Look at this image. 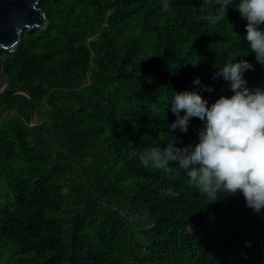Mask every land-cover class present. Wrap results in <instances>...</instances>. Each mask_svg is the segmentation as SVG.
Returning <instances> with one entry per match:
<instances>
[{
    "label": "trees",
    "instance_id": "trees-1",
    "mask_svg": "<svg viewBox=\"0 0 264 264\" xmlns=\"http://www.w3.org/2000/svg\"><path fill=\"white\" fill-rule=\"evenodd\" d=\"M39 6L47 26L0 50L7 87L27 93L0 96V264H264V209L240 193L208 203L184 170L139 162L172 139L173 91L230 96L213 74L240 56L254 64L247 86L264 85L238 11L213 24L217 0ZM200 126L191 118L177 144Z\"/></svg>",
    "mask_w": 264,
    "mask_h": 264
},
{
    "label": "clouds",
    "instance_id": "clouds-1",
    "mask_svg": "<svg viewBox=\"0 0 264 264\" xmlns=\"http://www.w3.org/2000/svg\"><path fill=\"white\" fill-rule=\"evenodd\" d=\"M160 4L162 12L169 10L170 0H160ZM217 4V11L203 19L215 24L233 7L246 21L243 40L256 64L264 67V0H217ZM240 57L215 66L213 78L228 82L230 96L221 95L209 103L196 90L172 92L167 106L175 119L166 126L172 139L142 152L139 162L166 173L175 165L208 203L240 193L245 207L260 213L264 209V85L247 86L243 74L254 64ZM192 84L201 85L200 78L194 77ZM193 117L201 122L198 142L180 146L174 134L177 130L186 133Z\"/></svg>",
    "mask_w": 264,
    "mask_h": 264
},
{
    "label": "water",
    "instance_id": "water-1",
    "mask_svg": "<svg viewBox=\"0 0 264 264\" xmlns=\"http://www.w3.org/2000/svg\"><path fill=\"white\" fill-rule=\"evenodd\" d=\"M47 24L48 13L39 6V0H0V50H14L24 29H44ZM14 93L27 95L22 89L7 87L4 56L0 55V96Z\"/></svg>",
    "mask_w": 264,
    "mask_h": 264
},
{
    "label": "built area",
    "instance_id": "built-area-1",
    "mask_svg": "<svg viewBox=\"0 0 264 264\" xmlns=\"http://www.w3.org/2000/svg\"><path fill=\"white\" fill-rule=\"evenodd\" d=\"M30 124H31V125L34 124V118H33V120L30 122Z\"/></svg>",
    "mask_w": 264,
    "mask_h": 264
}]
</instances>
